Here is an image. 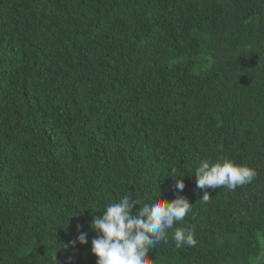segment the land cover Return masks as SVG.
I'll use <instances>...</instances> for the list:
<instances>
[{
	"label": "trees",
	"instance_id": "16d2710c",
	"mask_svg": "<svg viewBox=\"0 0 264 264\" xmlns=\"http://www.w3.org/2000/svg\"><path fill=\"white\" fill-rule=\"evenodd\" d=\"M220 156L256 178L198 188ZM159 193L193 206L153 264H264V0H0V264H97L94 217Z\"/></svg>",
	"mask_w": 264,
	"mask_h": 264
},
{
	"label": "clouds",
	"instance_id": "9594fccd",
	"mask_svg": "<svg viewBox=\"0 0 264 264\" xmlns=\"http://www.w3.org/2000/svg\"><path fill=\"white\" fill-rule=\"evenodd\" d=\"M171 176L175 188L182 191L185 188L184 175ZM195 176L198 188L215 189L223 186L232 191L251 183L257 172L246 164L220 156L215 162L202 160L195 170ZM209 198L210 195L205 193L202 199L207 201ZM137 204L139 210L134 211ZM192 206L184 196L168 200L162 198L161 193L144 203L133 200L129 195L108 203L102 215L95 216L90 224L98 234L91 241V251L98 258L97 264H153L149 250L161 242H168V230L173 228L175 222L183 221ZM172 239L177 248L185 245L194 247L197 244L191 228H175ZM77 243L86 245L87 233L80 231L76 240L71 241V247L74 248Z\"/></svg>",
	"mask_w": 264,
	"mask_h": 264
}]
</instances>
